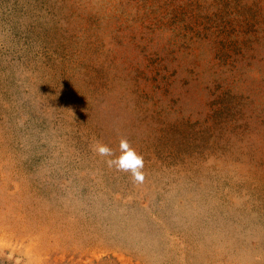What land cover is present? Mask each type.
<instances>
[{
	"label": "rangeland",
	"instance_id": "obj_1",
	"mask_svg": "<svg viewBox=\"0 0 264 264\" xmlns=\"http://www.w3.org/2000/svg\"><path fill=\"white\" fill-rule=\"evenodd\" d=\"M0 264H264V0H0Z\"/></svg>",
	"mask_w": 264,
	"mask_h": 264
},
{
	"label": "clouds",
	"instance_id": "obj_2",
	"mask_svg": "<svg viewBox=\"0 0 264 264\" xmlns=\"http://www.w3.org/2000/svg\"><path fill=\"white\" fill-rule=\"evenodd\" d=\"M122 147L127 148L128 150L123 152L121 157L119 158V167L121 168V170L132 171L133 177L135 179H142V177L139 176L136 171V169L143 167L142 158L137 155L134 150L128 148L126 142L122 141ZM98 151L101 155H111V150L107 146H100L98 148Z\"/></svg>",
	"mask_w": 264,
	"mask_h": 264
}]
</instances>
